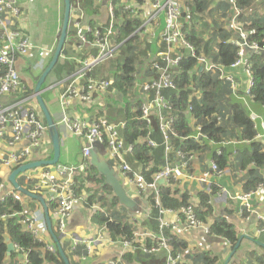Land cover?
I'll return each instance as SVG.
<instances>
[{
    "label": "built area",
    "instance_id": "obj_1",
    "mask_svg": "<svg viewBox=\"0 0 264 264\" xmlns=\"http://www.w3.org/2000/svg\"><path fill=\"white\" fill-rule=\"evenodd\" d=\"M32 1V0H29ZM188 0H98L99 4L105 9L108 15L109 23L103 27L99 22L97 27L91 23L85 22V13L82 8L81 0L72 1V12L74 16L73 26L76 32L77 45L76 50H81L84 45L96 50L97 54L87 57L80 62L79 68L74 74L70 75L64 81H60L50 88L59 86V99L62 106L69 104L71 99L79 102H89L93 96L102 95L108 92L110 82L105 78L88 77L86 82L83 80L87 74L99 63L113 57L118 50L119 44L111 43L113 35L118 33V28L123 25L126 19L134 18L139 20L140 24L134 31L143 39L147 38L152 44V50L149 51L147 58L149 70L146 77L136 76V80L131 87L130 96L136 94L140 99V104L134 106L133 110H139V118L147 131V143L151 147H156L158 143L151 138V126L153 120L156 121L158 131L161 137L160 145L164 152V165L155 175L152 181H147L141 172L130 164L126 156L132 152V145L126 144L122 139L120 132L124 129V122H112L103 117H99L91 122H86L77 118H70L62 110L61 116L57 120L58 124H63L67 132L81 138V151L84 158H89L92 145L95 142L104 145L105 159L113 161V166L119 173V176L125 183V186L134 189L140 194L152 191L155 194V208L158 216L154 230L150 225L139 227L134 232L133 239H124L112 241L106 233V225L98 226L95 235L89 238L71 237L70 252L76 246L82 245L86 255H82L81 260H85L95 249L96 244L103 241L117 243L122 248V256L126 252L135 253L139 251L143 255L159 256L163 255L162 264H179L183 260L184 253H171L169 243V234L174 235L190 228L201 229L204 233H209V227L203 223L195 213L196 199L192 203L179 207V209L163 208L159 199V185L172 184L176 187L185 180H195L198 184L205 187V193L209 196L218 191V195L225 192L224 187H220L215 192L211 180L221 178L225 175L226 169L218 168L215 161L210 162L211 171L201 176L193 169L196 160V153L185 155L181 147L177 145L178 140L186 137L179 136L175 131V120L177 112L174 111L169 100L164 96L167 91H175L176 86L173 80V70L179 66L184 54L195 56L193 46L186 40L184 33L185 24H189L190 7ZM230 4L231 28L239 33V37H231L229 42L240 48V57L233 62L229 69H226L220 63H214L206 56L197 57V63L201 69L206 71H215L219 79L231 84L233 90L236 88L233 69L243 66L247 75L246 92L252 85L249 66L244 52V48L258 51L259 47L255 42H247V33L238 25L241 11L238 9L236 0H227ZM83 9V10H82ZM23 13L20 0H0V24L6 23L4 34V44L0 47V140L6 142L8 150L0 153V166L6 169H13L31 159L33 151L40 146L42 137L46 134V125L37 117L32 108L26 106L27 98L11 100L15 95L24 92L20 75L17 70V59L22 57L27 60L32 52L40 54L39 64L43 63L44 57L50 55L52 48L35 46L26 32L15 28L16 21ZM238 19V21H237ZM14 25V29L11 27ZM20 27V26H19ZM104 28V33L100 29ZM116 29V32H115ZM133 33V34H134ZM88 35H92L89 39ZM249 65V64H248ZM196 92L194 90L193 94ZM192 106H188V111ZM191 119V118H190ZM192 133L188 136L196 141L206 138L201 133V128L192 119L189 121ZM261 130L257 138L264 140V121L260 124ZM26 140V144L20 146V142ZM77 167L72 164L58 163L50 169H45L42 173L30 170L22 174L24 183L29 185L35 192H46L47 201L55 202L52 216L55 225L63 236L67 234L66 226L71 218L76 201L81 198L73 190L75 186L74 176ZM244 174V171H240ZM163 179V183L159 180ZM184 191V189H181ZM264 191V183H260L254 190L244 192L242 190L237 199L241 201L238 214L250 213L252 210L251 200L254 196ZM12 197L14 201L23 203L24 195L12 185L6 189L0 186V201L5 197ZM209 204L210 200H209ZM100 210L104 212L99 204H92L90 211ZM20 216L22 229L25 232L34 235L43 243V250L54 252L56 250L52 241L44 240L42 234L44 227L38 216L37 210L20 211L12 213V216ZM5 218L6 215H2ZM148 215L146 216V218ZM215 218V217H214ZM259 225L256 228L258 235L264 233V213L257 217ZM112 219L109 218V221ZM169 233V234H168ZM168 234V235H167ZM149 238L155 241V245L146 246L144 240ZM226 240V239H224ZM134 242H139L137 246ZM227 244H230L226 240ZM15 264H30L27 250L17 244H13ZM231 247V244H230ZM107 264H121V259L110 260Z\"/></svg>",
    "mask_w": 264,
    "mask_h": 264
},
{
    "label": "trees",
    "instance_id": "obj_2",
    "mask_svg": "<svg viewBox=\"0 0 264 264\" xmlns=\"http://www.w3.org/2000/svg\"><path fill=\"white\" fill-rule=\"evenodd\" d=\"M81 1L87 22L91 23L93 27H97L99 22L103 23V27L108 26V17L104 21L100 20L102 11L98 0ZM116 1L113 0L114 3ZM236 3L241 10L247 12L239 15L241 21L242 19L245 20L241 27L247 33V42H255L259 47L258 51L253 53L245 50L246 60L249 64L247 66H249L252 78V85L249 87V91L246 92L245 85L244 90H242L244 94L235 92L236 97H234L235 90L232 89L229 82L219 79L215 71L211 72L201 69L197 63V57L206 56L214 63H220L226 69H229L230 65L240 57V48L229 42L232 35L239 37V33L233 30L229 24L231 15L228 1L188 0L187 4L191 13L188 18L190 23L188 25L185 24L183 30L186 33V40L194 48L195 56L191 57L189 54H184L179 66L173 70L176 90L167 91L164 96L169 100L174 111L177 112L175 131L180 137H186L184 140H178L177 143L185 155L188 153L200 154L211 143L221 144L231 139L239 143V146L235 148L233 161L230 159L232 153L227 146H220L218 153L215 150L212 151L211 159L215 161L220 169L243 170L244 174L241 178L242 190L247 192L254 190L260 183H264V140L257 138V134L261 130L260 124L264 121V23L261 21V17H253V12L250 13L251 9L247 8L251 0H236ZM205 12L210 14L212 20L210 26L213 27V30L209 31V33H205L202 30L204 26L210 27L206 25ZM248 13L250 15L247 17ZM216 16L220 21L215 19ZM139 24V20L134 18L125 20L123 25L119 27L118 34L111 38V43L113 44L122 42L115 52V57L108 59L110 61H104L108 62L102 69L94 68L91 73L87 74L85 79L100 76L110 82V94L107 95L104 114L101 116L112 122L120 121L125 123L120 135L126 144L132 145V152L126 156V159L135 169L142 173L147 181H152L164 165V152L160 145L161 137L157 123L153 120L151 138L158 145L156 147L148 145L146 140L148 129L145 128L139 118V110H133L134 106L139 105L141 100L136 98V94L130 97L131 87L137 79L136 76L146 77L148 72L152 75L147 62V54L152 50V44L147 38L143 39V42H145L142 43L140 36L134 33ZM5 26L6 23H4V26L0 24V47L4 44V38L1 35L4 34ZM15 26V28H21L20 30L26 32L25 28L18 25ZM11 28L14 29V25ZM100 31L104 33V29H100ZM26 34L28 33L26 32ZM88 38L91 39L92 35H88ZM142 44L145 45V48L140 46ZM74 45H76L75 31L70 22L67 38L61 52L62 56L48 73L43 87L69 77L79 68V61L97 54L96 50L89 47H84L81 52H75L73 49ZM52 55L53 53L46 59L47 64ZM238 68L242 67L238 66L235 69ZM242 69L247 82L244 67ZM99 73L100 75H98ZM26 84L27 91L25 94H31L33 86L30 83ZM194 90L196 92L193 94ZM111 94L112 96L109 97ZM232 97L236 99L233 98V100ZM246 102L259 105L258 108L262 113L255 114L254 111L249 109ZM188 106H192L191 111H188ZM253 115H256V117H253ZM192 119L201 128V133L206 138L196 141L188 137L192 133V128L189 125V121ZM83 163L85 164L84 169H79L74 176L75 186H73V190L78 196L83 194V192L86 193L85 201L88 207L97 200L101 208L105 209L106 213L100 210L93 212L91 220L97 226L105 224L106 233L112 241L133 239L134 232L144 225H150L154 230L156 229L157 222L155 218L158 216V212L155 208L154 192L148 191L142 194V197L150 207V212L146 219L142 218L141 215V218L124 216V213L119 209L122 205L119 204L117 197L113 195L111 186L105 183L104 177L86 159H83ZM108 163L113 166V161L108 160ZM18 181L22 184L23 180L20 178ZM27 188L31 189L30 186H27ZM212 190L215 192L217 187H213ZM196 198V216L208 225L209 234L228 240L233 248L241 235L236 226L224 217H211L213 208L209 204V196L204 191L198 192ZM159 199L163 208L171 209H179V207L193 202L187 191H181L180 188L171 183L159 185ZM25 204L28 206V211H32L34 204H39V202L27 197ZM55 205L56 203L53 201L47 203L51 218ZM20 211H24V206L14 201L12 197L8 196L3 201H0V264H15L16 253L13 251L9 256L7 255L6 238L12 244H17L27 250L30 264H64L57 248L54 252L43 250L41 241L34 235L23 231L20 216L9 215ZM4 214H6V217L2 218L1 216ZM109 218L112 220L109 221ZM51 227L52 234L58 238L70 264H76L73 262V255L78 259L82 255H86V251L81 245L76 246L73 253H68L67 247L64 245V238L58 231L53 218ZM175 235H168L170 237L171 253H183L187 244L179 240ZM50 238L55 244L51 233ZM134 243L140 246L139 242ZM144 244L151 246L156 243L146 238ZM141 255L143 254L139 251L135 253L126 252L122 258L127 261H131L134 257L141 260ZM197 256L202 258L207 264H213L216 259L215 257L211 259L209 253L206 252ZM245 257L247 260L254 258L258 264H264V257L255 251L246 252ZM179 264L187 263L181 261Z\"/></svg>",
    "mask_w": 264,
    "mask_h": 264
},
{
    "label": "crops",
    "instance_id": "obj_3",
    "mask_svg": "<svg viewBox=\"0 0 264 264\" xmlns=\"http://www.w3.org/2000/svg\"><path fill=\"white\" fill-rule=\"evenodd\" d=\"M20 1H22L21 5L24 10L21 22L22 24L24 23L26 32L28 33L33 44L40 47H52L53 45H55L60 26V17L62 15V0ZM85 22H87L86 17ZM71 25L74 29L73 23ZM232 37H235V35H232ZM76 45L73 46L75 52H81L84 47L89 46L84 45L81 50H76ZM36 59L37 55H34V57H32L31 59L26 60L25 63L23 60H18L17 67L19 69H22L21 67H23V69H26L32 62L36 61ZM240 67L243 68V66ZM242 68L232 70L236 82L234 97H236L235 92L244 94L242 90H244L245 88L246 78L243 74ZM36 73H38V71H33L32 68V74H29L27 78V83H30V85L32 86L34 85ZM109 94L110 91L102 95L95 94L92 100L89 102H79L76 99H71L69 104H67L66 106H62L57 90L44 89L42 93L44 102L46 103L48 110L56 120L59 119L63 110L69 115V117L78 118L85 121H91L104 114V106L106 104L105 100L107 99V95ZM111 96L112 94L109 97ZM234 97H232V99ZM29 104L37 111L39 116H41V113L39 109H37L36 104L33 101H30ZM248 107L249 109L254 111L255 114L262 113L259 108L251 103L248 104ZM253 117H256V115H253ZM60 125L62 127L60 162L75 165L82 170V167H84V157L81 151V139L77 136H74L71 132L68 133L63 124ZM24 144H26V140H22L20 142V146ZM238 144L239 143L236 140L231 139L230 141L223 142L219 145L228 147V150L232 153L230 159L233 161V158L235 157L234 151L235 148L239 146ZM214 145L217 144L211 143L209 144L207 149L202 151V153L196 154V160L193 164V169L195 172H197V174L203 176L211 171L210 162L212 161V151H210V149L212 147L215 148ZM219 148H215V151H217V153L219 152ZM7 150L8 147L5 144V141L0 140V153ZM51 157V143L48 135L45 134L41 139L40 146L33 151L31 159L39 160L49 159ZM44 170L45 169L42 168H36L35 172L40 171L42 173V171ZM240 171V169L233 170L232 168H228L226 169L225 175L223 177H213V180H211L214 187L217 186L218 189L220 187L225 188V192L220 195L217 194L218 191L209 195L211 203L210 205L213 208L211 217L214 218L217 216H221L226 218L227 221L236 226L241 234L245 235L241 240L238 249L232 255L227 264H258L254 260V258L247 260L245 254L249 251H255L257 254H261L264 257V247L261 245L259 246L256 241H253L258 240L259 238H262V236H264V233L260 235L256 233V228L259 225L257 217L259 214L264 213V191L252 198L251 212L240 216L238 214V209L240 207L241 201L236 198L237 195L242 192L241 178L243 174H241ZM9 173L10 170L6 169L3 166H0V180L2 184L5 185L4 188H7L9 185ZM177 188L187 191L191 199H195L198 192H206L205 187L202 188V186L195 180H185L181 182L177 186ZM42 194L47 199L48 196L46 192H42ZM85 194L86 193L83 192V194L79 195L81 198L76 201L71 218L66 226L67 234L63 236L65 247H70L69 239L71 237L89 238L96 233L98 226L91 220V212L89 210V207L86 205V201H84L86 198ZM130 194L136 199L138 203V210L134 212H130L128 210L126 213L123 212V215H126L127 217L134 216L135 218H141L142 216V218L146 219V216L149 215L148 213L150 212V207L147 201L142 197V194L138 193L134 189H130ZM26 208L28 209V206H26ZM32 210H37L40 222H42L43 224L44 233L42 234V236L44 237V240L51 241L49 237L50 232L48 231V227L44 219L43 207L40 205V203L34 204V208ZM254 216L255 220L252 221V218ZM175 237L187 244V247L183 252L184 256L182 260L187 264H207L202 260V258L197 256L203 254L204 252L209 253V257L211 259H213L214 257L216 258L213 264H224L226 258L232 250V247H230V244L226 243V240H224V238L211 235L209 233H204L200 228L186 229L184 231H181L180 233H177ZM72 259L76 264H107L110 260L119 259H121V264H162L163 255H141V260L134 257L131 259V261H127L122 258V248L119 244H112L110 242L103 241L99 244H96L93 252L85 260H81V258H75L74 255L72 256Z\"/></svg>",
    "mask_w": 264,
    "mask_h": 264
},
{
    "label": "water",
    "instance_id": "obj_4",
    "mask_svg": "<svg viewBox=\"0 0 264 264\" xmlns=\"http://www.w3.org/2000/svg\"><path fill=\"white\" fill-rule=\"evenodd\" d=\"M62 2H63L62 22H61V27L58 33V39L56 42V46L54 48L53 55L50 61L48 62V64L46 65V67L43 69V71L39 75V78L37 79L34 85V97L40 108L42 117L45 120V123L47 126V134H48V138L50 140L51 147H52V157L49 159L33 160L27 163H24L22 165H19L18 167L14 168L10 172L8 176V180L20 192L40 202V204L43 207L44 219L46 221L48 231L51 233V236L56 244L57 250L62 257L64 264H70L67 256L62 250V247L59 243L58 238H56L52 234L51 219H50V215L48 212V207L45 202V199L43 198V196L30 192L29 190L21 187L16 180V177L19 174L27 170L38 168V167H43V166H47V167L53 166V165H56L60 161V155H61L60 129L56 123V120L51 115L50 111L47 108L46 103L44 102L42 98V92L44 90V88H42V85L44 84L45 78L47 77L48 73L52 70V68L55 66V64L61 57V52H62L64 43L67 37V29H68V25L70 21L71 0H62ZM245 50L248 51L249 53H253L254 51L249 48H244V52ZM89 164L94 166L97 172L104 177L105 183L111 186L113 190V195L117 197L120 205L124 206L126 209H128L131 212L138 210V203L136 199L127 192L117 171L112 166H110V164L106 161L104 157V145L103 144L95 142L92 145V148L89 153ZM159 183H163V179H160ZM244 236H245L244 234L240 235L238 241L234 244L224 264H227L229 262L232 255L238 249L240 242ZM253 241H256L257 244L264 247V243L258 240H253ZM6 243H7V255L9 256V254L14 250V246L11 242H9L8 238H6Z\"/></svg>",
    "mask_w": 264,
    "mask_h": 264
},
{
    "label": "clouds",
    "instance_id": "obj_5",
    "mask_svg": "<svg viewBox=\"0 0 264 264\" xmlns=\"http://www.w3.org/2000/svg\"><path fill=\"white\" fill-rule=\"evenodd\" d=\"M21 3H22V1H21ZM72 4L73 3H71V6H72ZM100 5V4H99ZM101 6V5H100ZM101 8H103L102 6H101ZM22 10H23V8H22ZM83 10V9H82ZM84 11V10H83ZM23 13H24V10H23ZM23 13L20 15V17H19V19L16 21V25H18V26H20V27H22V28H25V26H24V23L22 24V22H21V19H22V15H23ZM84 13H85V11H84ZM104 14H105V18H107L108 17V15H107V13L105 12V9H104ZM62 15H63V2H62ZM86 17V16H85ZM94 19H97V18H94ZM73 20H74V16H73V12H72V8H71V11H70V21H69V23L71 22V24L73 23ZM230 21V20H229ZM61 22H62V17H61V20H60V26H59V31H60V27H61ZM69 26V25H68ZM101 29H104V28H101ZM119 29V28H118ZM68 30V29H67ZM59 31H58V33H59ZM115 32H116V29H115ZM118 33H116L115 35H117ZM28 35V34H27ZM115 35H113V36H115ZM29 36V35H28ZM112 36V37H113ZM75 37H76V32H75ZM67 38V37H66ZM57 39H58V35H57ZM66 41V40H65ZM32 42V41H31ZM56 42H57V40H56ZM76 42L78 43V41H77V38H76ZM33 43V42H32ZM35 45V44H34ZM35 46H37V45H35ZM55 46H56V43H55V45H53L52 47H53V51H52V53L54 52V48H55ZM38 47H40V46H38ZM48 47V46H47ZM52 47H48V48H52ZM51 53V54H52ZM33 55H37V59H36V61H34V62H32L30 65H29V67H27L26 69L24 68V70L28 73V74H32V68H33V71H36V68L38 67V69H37V71H38V73H36L35 74V80H34V85H35V83H36V81H37V79L39 78V76H38V74L40 73V71L42 72L43 70L42 69H44L45 67H46V58H48V56H46V57H44V61H43V63H41V64H39V59H40V54L39 53H36V52H32V55H31V57H29V58H27V60L28 59H31L32 58V56ZM62 56V55H61ZM112 58V57H111ZM110 59V58H109ZM18 60H25V59H23L22 57H18V59H17V62H18ZM108 60V59H107ZM17 62H16V64H17ZM104 62V61H103ZM24 63H25V61H24ZM102 63V62H101ZM100 64V63H99ZM97 66V65H96ZM95 66V67H96ZM94 67V68H95ZM93 68V69H94ZM92 69V70H93ZM17 70H18V73H19V75H20V78H21V69H19L18 67H17ZM92 72V71H91ZM90 72V73H91ZM75 73V72H74ZM74 73H72V74H74ZM41 74V73H40ZM39 74V75H40ZM38 77V78H37ZM68 77H66V78H64V79H62L63 81L65 80V79H67ZM97 78H103V77H100V76H98ZM61 80V81H62ZM88 79H84L83 80V82H86ZM21 81H22V85L25 87V90H24V92H20L18 95H15L13 98H11V100H17V99H24V98H27L26 99V101H27V104H26V106H28V107H30V108H32V110L35 112V114L37 115V117H39L42 121H43V123L46 125V123H45V120L43 119V117H42V113H41V111H40V108H39V106H38V104H37V102H36V100H35V97H34V85H33V92L31 93V94H25L26 93V91H27V84H25V83H27L26 81H25V83H24V81H23V79L21 78ZM60 82V81H59ZM58 83V82H57ZM54 84H56V83H54ZM54 84H51V85H48V86H45V87H43V85H42V88H44V89H47V90H50V89H55V90H57V92H58V95H59V92H60V88H59V86H56V87H54V88H50V86H52V85H54ZM32 86V85H31ZM110 88V87H109ZM108 91H110V90H108ZM43 93V92H42ZM131 97V96H130ZM42 98H43V95H42ZM44 100V99H43ZM30 101H33L35 104H36V106H37V109H39V111H40V113H41V116H39V114L37 113V111L29 104V102ZM68 115V114H67ZM69 116V115H68ZM99 117H102V116H99ZM99 117H97V118H99ZM71 118V117H70ZM96 118V119H97ZM103 118H105V117H103ZM54 119H55V117H54ZM78 119V118H77ZM96 119H93V120H96ZM106 119V118H105ZM56 120V119H55ZM82 120V119H81ZM93 120H91V121H93ZM108 120V119H107ZM83 121H85V120H83ZM91 121H86V122H91ZM56 123H57V120H56ZM57 125L59 126V129H60V134H61V125L60 124H58L57 123ZM46 134H47V126H46ZM48 135V134H47ZM80 138V137H79ZM81 139V138H80ZM104 151H105V149H104ZM105 157V156H104ZM84 159H86L88 162H89V158H84ZM29 161H33L32 159H30ZM29 161H27V162H29ZM106 161L108 162V159H106ZM27 162H25V163H27ZM58 163H61L60 161L58 162ZM57 163V164H58ZM24 164V163H23ZM84 164V163H83ZM22 165V164H21ZM53 166H55V165H53ZM53 166H43V167H38V168H42V169H50V168H52ZM18 167V166H17ZM84 167H85V164H84ZM84 167H82V170L84 169ZM115 170H116V168L114 167V166H112ZM16 168V167H15ZM14 169V168H13ZM13 169H8V170H10V172L13 170ZM36 168H33V170H35ZM80 168H78L77 167V171L79 170ZM30 170H32V169H30ZM30 170H27V171H25V172H28V171H30ZM81 170V169H80ZM76 171V172H77ZM117 171V170H116ZM25 172H23V173H25ZM23 173H21V174H19L17 177H16V180H17V182L19 183V179L21 178L23 181H22V184H20L19 183V185L21 186V187H23V188H25V189H27V190H29L30 192H33V193H36V194H39V195H41L42 194V192H35V191H33L32 189H28L27 188V186H30V184L29 185H27V184H25L24 183V178L22 177V174ZM117 173H118V171H117ZM10 174V173H9ZM118 175H119V173H118ZM121 178V177H120ZM121 181L123 182V180L121 179ZM8 183H9V185H12L10 182H9V180H8ZM8 185V186H9ZM123 185H124V187L126 188V190H127V192L130 194V190H128V188L125 186V183L123 182ZM0 186L2 187V188H4L5 187V185L4 184H2V182H0ZM13 186V185H12ZM14 187V186H13ZM15 188V187H14ZM31 188V187H30ZM6 189V188H5ZM22 193V192H21ZM144 194V193H143ZM22 195H24L25 196V198H24V200H23V203H21L23 206H24V210L25 211H28V209L26 208V204H25V202H26V199H27V197L28 196H26L25 194H23L22 193ZM77 195V194H76ZM131 195V194H130ZM41 196H43V195H41ZM132 196V195H131ZM80 197V196H79ZM133 197V196H132ZM30 198V197H29ZM43 198L46 200L45 202H46V204L48 203V201H47V199H46V197L45 196H43ZM33 199V198H32ZM35 200V199H34ZM85 200H86V198H85ZM84 200V201H85ZM37 201V200H36ZM40 203V202H39ZM92 204H99L98 202H97V200H95V202H93ZM41 205V204H40ZM42 206V205H41ZM100 206V205H99ZM101 207V206H100ZM103 209V208H102ZM89 210H90V207H89ZM105 210V209H104ZM32 211H34V210H32ZM53 211V210H52ZM91 212V211H90ZM95 212V211H94ZM131 212V211H130ZM93 212H91V214H92ZM103 213H106L105 211L103 212ZM4 215H6V214H4ZM10 216H12V214H9ZM50 215V214H49ZM52 218H53V216H52ZM52 218L50 217V219H51V223H52ZM135 218V217H134ZM53 221H54V219H53ZM55 223V222H54ZM98 228V227H97ZM62 235V234H61ZM63 236V235H62ZM49 237H50V234H49ZM64 238V237H63ZM110 238V237H109ZM51 239V238H50ZM52 241V240H51ZM14 244V243H13ZM54 244V243H53ZM69 244H70V240H69ZM54 245H56V244H54ZM82 246V245H81ZM57 248V247H56ZM74 251V250H73ZM73 251L72 252H70V247H67V252H70V253H73ZM13 252V251H12Z\"/></svg>",
    "mask_w": 264,
    "mask_h": 264
},
{
    "label": "rangeland",
    "instance_id": "obj_6",
    "mask_svg": "<svg viewBox=\"0 0 264 264\" xmlns=\"http://www.w3.org/2000/svg\"><path fill=\"white\" fill-rule=\"evenodd\" d=\"M216 2L217 1H219V0H215ZM247 8L248 9H251V11H250V13H252V16L253 17H261L262 19H261V21L264 23V0H251V3H250V5L249 6H247ZM238 9L241 11V13H247L246 11H244V10H241L239 7H238ZM61 11H62V5H61ZM101 11H102V16H101V18H100V20L101 21H104V19H105V14H104V8H101ZM250 13H248L247 14V17H248V15H250ZM61 17H62V15H61ZM61 17H60V20H61ZM246 17V18H247ZM204 19H205V21H206V25L207 26H210V24H211V17H210V14L209 13H204ZM215 19L216 20H218V21H220L219 20V18L216 16L215 17ZM239 19V23H238V25L239 26H242V24H244L245 23V20L244 19H242V21L240 20V18H238ZM238 19H237V21H238ZM244 22V23H243ZM203 27V26H202ZM202 30L205 32V33H209V31H212L213 30V27L212 26H210L209 28H207L206 26H204L203 28H202ZM140 41L142 42V43H144L143 42V36L142 37H140ZM141 47H144L145 48V45H140ZM32 57H34V55L32 56ZM115 57V56H114ZM152 56L151 55H149V56H147V58H151ZM106 61V60H105ZM108 61H110V60H108ZM107 61V62H108ZM107 62H104V63H101V64H99V65H97L96 67H95V69L96 68H99V69H102V67L105 65V64H107ZM47 64V63H46ZM99 66V67H98ZM22 69V71H21V76H22V78H23V81H26L27 82V78H28V76H29V74L23 69V67H21ZM37 69H38V67L36 68V71H37ZM106 69H108L107 67H106ZM43 70V69H42ZM40 73H41V71H40ZM39 73V74H40ZM39 74H38V76H39ZM105 74V73H104ZM98 75H100V73L98 74ZM51 90V89H50ZM257 108L259 107V105H256V104H254ZM214 147L215 148H219L220 147V145L219 144H217V145H214ZM215 148H211L210 149V151H213V150H215ZM185 191V190H184ZM120 211H122V212H127L128 211V209H126L124 206H120ZM253 220H255V216L252 218V221ZM258 241H262V242H264V236H262V238H259L258 239ZM112 244H116V243H112ZM259 245V244H258ZM260 246V245H259Z\"/></svg>",
    "mask_w": 264,
    "mask_h": 264
},
{
    "label": "bare ground",
    "instance_id": "obj_7",
    "mask_svg": "<svg viewBox=\"0 0 264 264\" xmlns=\"http://www.w3.org/2000/svg\"><path fill=\"white\" fill-rule=\"evenodd\" d=\"M21 29V28H20Z\"/></svg>",
    "mask_w": 264,
    "mask_h": 264
}]
</instances>
